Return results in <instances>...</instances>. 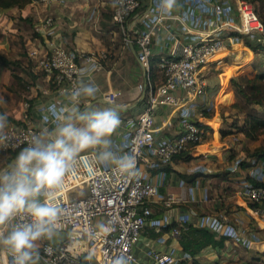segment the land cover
Wrapping results in <instances>:
<instances>
[{
	"label": "crops",
	"instance_id": "0c3cea01",
	"mask_svg": "<svg viewBox=\"0 0 264 264\" xmlns=\"http://www.w3.org/2000/svg\"><path fill=\"white\" fill-rule=\"evenodd\" d=\"M215 1L231 5L234 10L236 0H177L172 12L164 14L151 41L150 60L155 82H160V72L155 67L160 56H167L177 45L209 32L212 27L209 24L210 7ZM141 2L142 6L125 22L124 28H130L131 32H124L112 20L109 0H49L36 4L29 1L23 7H0V55L16 61L5 64L0 58V116L6 117V127L13 122L22 123L27 114V121L41 128V134L53 132L57 125L50 109L72 106L68 95L60 92L52 78L38 67L35 57L29 54L32 47L42 48L48 37L43 19L50 16L53 19L51 35L57 41L87 53L107 52L100 70L83 75L82 83L93 84L98 92L94 98L82 97L78 108L82 113L115 108L121 126L111 137V150L117 156L125 155L128 135L145 103L144 93L138 88L144 68L137 56L139 48L135 33L146 28L145 20L150 21L158 13L160 0ZM231 18L238 20L236 11L231 13ZM219 21L216 33L225 36L226 45L204 66L208 84L206 93L181 107L162 104L156 108V138L176 136L184 118L201 123L207 134L189 150L170 159L161 160L146 153L145 161L140 163L143 177L156 185L158 193L173 194L179 201L165 207L159 198L153 197L151 218L156 221H148L143 227L133 248L137 259L133 264L150 262L149 253L153 249L177 257L189 255L196 264L226 259L241 262L261 259L264 263V219L241 192L248 183H259L253 174L256 165L252 164L258 157L247 155L258 146L247 151L245 140L248 137L242 132L237 133L238 141L232 130L230 135H219L221 117L230 108L224 102L227 99L223 98L230 96V90L236 97L232 78L246 71H256L260 93H264V81L257 78L259 65L250 61L253 50L244 40H228L227 37L235 32L231 25ZM126 33L130 35L129 39ZM110 92L116 93L114 101L109 100ZM175 93L180 95L183 91L178 89ZM25 101L29 103L27 108ZM255 113L264 116V112ZM5 128L0 131V136ZM19 152L0 150V171L9 170ZM204 216H226L228 223L216 229L202 223ZM174 226L181 229L179 234L172 233ZM193 227L209 230L214 237L195 252L184 247L194 236L189 233V228ZM67 237V231L60 230L52 242L58 243ZM83 255L87 256L89 252ZM10 261L7 251L0 247V264H10ZM39 264H49L41 248Z\"/></svg>",
	"mask_w": 264,
	"mask_h": 264
},
{
	"label": "built area",
	"instance_id": "2783aa9c",
	"mask_svg": "<svg viewBox=\"0 0 264 264\" xmlns=\"http://www.w3.org/2000/svg\"><path fill=\"white\" fill-rule=\"evenodd\" d=\"M30 1L36 4L49 0ZM109 1L112 20L124 32H131L130 28H124L125 22L130 14L142 6L141 0ZM158 7V13L150 21L145 20L146 28L135 33L139 48L137 56L144 68L138 88L143 91L145 102L136 115L125 147V155L136 156L135 175L121 174L112 164L105 166L98 163L94 151L80 154L73 170L66 175L63 188L55 194L56 203L64 209L59 229L67 231L68 237L58 243L47 240L40 243L41 253L49 264H114L119 256L126 257L128 264L137 262L134 245L145 224L156 221L151 218L150 202L153 197L159 198L165 207H171L179 201L173 194L158 193L156 185L143 177L139 169L140 163L145 161L146 153L161 160L170 159L189 150V147L202 141L207 134L201 123L184 118L181 131L176 136L156 138L154 117L157 106L166 104L181 107L206 93L208 84L203 73L204 66L226 45L225 36L216 33L219 20L231 25L235 32V35L227 37L228 40L241 39L245 42L248 37L251 40L264 41V23L250 2L236 0L232 10L231 5L215 1L210 7L212 18L209 24L212 27L209 32L177 45L167 56H160L155 66L160 72V82H155L154 67L150 60L151 41L159 27L158 23L165 16L160 10V4ZM233 11L237 14L236 21L231 18ZM224 16V20H221ZM43 25L48 37L44 39L41 49L32 47L29 54L35 57L38 67L52 78L60 92L68 95L82 83L83 75L103 67L107 52L101 50L87 53L57 41L51 35L53 19L50 16L43 19ZM126 36L127 39L130 38L127 33ZM178 89L183 93L176 95L175 91ZM109 96V100L114 101L116 93L110 92ZM24 106L27 108L29 103L25 101ZM27 117L25 114L22 123L13 122L5 128L0 136L1 151L21 150L41 134L42 129L27 121ZM252 164L256 165L253 174L260 183H248L241 192L264 219V159H254ZM201 219L203 224L216 229L228 223L226 216H204ZM21 222L17 218L12 223ZM101 225L104 226L103 229ZM180 230L174 226L171 231L179 234ZM86 252L89 255L84 256L83 253ZM149 256L151 260L147 264H196L189 255L177 257L172 253L154 249ZM207 264L264 263L261 259L246 262L226 259Z\"/></svg>",
	"mask_w": 264,
	"mask_h": 264
},
{
	"label": "clouds",
	"instance_id": "9594fccd",
	"mask_svg": "<svg viewBox=\"0 0 264 264\" xmlns=\"http://www.w3.org/2000/svg\"><path fill=\"white\" fill-rule=\"evenodd\" d=\"M176 3L160 0L161 12L170 14ZM97 92L93 84L83 83L71 90V107L50 109L55 130L34 137L16 155L12 167L0 171V247L10 256V264H39L40 242L55 238L64 216L55 194L81 153L93 150L98 163L135 175L136 156H117L111 150V137L121 126L118 111L113 107L79 111L81 98H94ZM5 127L6 117L0 116V131ZM17 218L22 222L13 224ZM114 264H128V260L119 256Z\"/></svg>",
	"mask_w": 264,
	"mask_h": 264
},
{
	"label": "trees",
	"instance_id": "16d2710c",
	"mask_svg": "<svg viewBox=\"0 0 264 264\" xmlns=\"http://www.w3.org/2000/svg\"><path fill=\"white\" fill-rule=\"evenodd\" d=\"M30 0H0V7L6 9L13 6L23 7ZM250 2L255 11L257 12L259 18L264 23V0H247ZM112 18V13H111ZM245 43L249 46L255 53L261 55L258 61L259 71L257 72V78L264 81V41L251 40L248 37L245 38ZM2 62L9 64L10 62H16L14 60H9L3 54L0 55ZM236 123L237 131H241L245 137L254 139L260 134L264 133V116L256 114L255 112L247 111L243 113V118L241 123ZM228 131L221 128L222 135H225ZM217 133V132H216ZM247 155L256 156L258 158L264 159V146H258L253 151H248ZM260 183V182H259ZM190 235H194L189 244L185 243V248L190 249L191 252L198 250L203 244L213 241V233L204 228H189ZM200 238V239H199Z\"/></svg>",
	"mask_w": 264,
	"mask_h": 264
},
{
	"label": "rangeland",
	"instance_id": "374dc122",
	"mask_svg": "<svg viewBox=\"0 0 264 264\" xmlns=\"http://www.w3.org/2000/svg\"><path fill=\"white\" fill-rule=\"evenodd\" d=\"M34 35H32V38ZM252 53L250 52V61L253 60V62L258 64V61L260 60L261 55L258 53H255L253 51V59H251ZM227 59V58H226ZM229 60L232 59L228 58ZM249 61V62H250ZM255 69V67H253ZM228 73V72H227ZM230 73V72H229ZM256 71L252 70L246 71L245 73L238 75L236 78H232V85L234 94L236 97L233 96L232 91L230 90V96L223 98V100H226L224 102H227L230 108L228 107L225 110V112L222 110L221 113L224 112L225 116L221 117L220 124V131L219 135L221 136V128L225 131H228L227 134H231L234 132L235 136L234 139L238 141V132L234 122L241 123V120L243 118V113L247 111L251 112H264V93H260L259 89V83H256V77H255ZM232 96V97H231ZM230 98V99H229ZM237 98V99H234ZM221 101V100H220ZM224 107V106H223ZM223 109V108H222ZM232 127L234 129H232ZM232 130V132H231ZM227 134L225 136H227ZM223 136L224 138H227ZM231 138V136H229ZM240 140V139H239ZM247 142V143H246ZM245 149L248 151L250 148L254 146H264V133L260 134L257 138L251 139L247 138L245 140Z\"/></svg>",
	"mask_w": 264,
	"mask_h": 264
},
{
	"label": "bare ground",
	"instance_id": "6f19581e",
	"mask_svg": "<svg viewBox=\"0 0 264 264\" xmlns=\"http://www.w3.org/2000/svg\"><path fill=\"white\" fill-rule=\"evenodd\" d=\"M222 51H226V50H222ZM226 52H228V51H226ZM218 53H219V52H218ZM218 53H216L215 55H213L212 58H213L214 56H216ZM212 58H210V60H211ZM210 60H209V61H210ZM209 61H208V62H209Z\"/></svg>",
	"mask_w": 264,
	"mask_h": 264
}]
</instances>
